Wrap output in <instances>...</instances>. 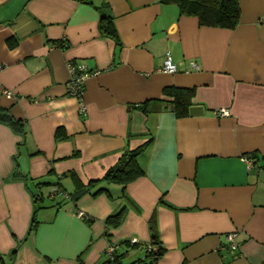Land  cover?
<instances>
[{"label":"crops","instance_id":"0c3cea01","mask_svg":"<svg viewBox=\"0 0 264 264\" xmlns=\"http://www.w3.org/2000/svg\"><path fill=\"white\" fill-rule=\"evenodd\" d=\"M239 2L229 29L161 0H0V116L25 132L0 121V264H141L154 230L157 264H264V0ZM70 64L97 72L85 114ZM169 86L204 113L178 116ZM146 142L125 189L89 184Z\"/></svg>","mask_w":264,"mask_h":264},{"label":"trees","instance_id":"16d2710c","mask_svg":"<svg viewBox=\"0 0 264 264\" xmlns=\"http://www.w3.org/2000/svg\"><path fill=\"white\" fill-rule=\"evenodd\" d=\"M161 2L164 4H177L181 15L196 16L199 24L202 26L234 29L239 23L241 17L239 0H161ZM112 19V15H107L102 11L101 29L106 34L112 35L116 38L117 34ZM164 95L167 98V101L172 104V107L178 116H186L190 114L189 107L193 104V98L195 95L194 88L169 86L164 89ZM147 103L148 102H145L143 106ZM144 110L148 111L149 109L147 106H144ZM0 121L8 124L14 129V131L22 135L23 139L25 138V132L24 128L21 126V120L2 114L0 116ZM145 145H147V142L136 148L125 151L118 158L117 162L107 170L104 177L90 180L89 184L92 185L103 180L120 181L124 184L123 189H125V183L134 179L142 172L137 162V156L144 150ZM104 190L105 188L101 187L97 189L96 192ZM79 196L80 194L73 195L74 199H77ZM124 210L125 207H122L118 212L109 215L106 222L113 226L119 225L122 221ZM33 225L35 226V224ZM153 232L151 248H149L145 258L141 261V264H157L165 252L164 246L158 240L157 233L155 230Z\"/></svg>","mask_w":264,"mask_h":264},{"label":"built area","instance_id":"2783aa9c","mask_svg":"<svg viewBox=\"0 0 264 264\" xmlns=\"http://www.w3.org/2000/svg\"><path fill=\"white\" fill-rule=\"evenodd\" d=\"M195 67H197L195 62H192ZM162 69L167 73H175L178 70L177 63L174 61L172 54L170 52L166 53ZM71 78L68 83V93L75 96L80 103V111L85 114L86 105L84 103V82L89 78L90 75L96 74L97 72H91L86 65L83 64H70ZM220 113L222 115L229 114V110L221 109ZM59 190L57 187H53L50 191V196L54 197L58 194ZM78 216L81 218H85L86 214L83 211H78ZM237 233L231 232L228 235V239L230 240V248L232 250H236L238 248V243L236 241ZM136 242L137 239L134 238L132 240ZM113 246H110L108 252L112 254Z\"/></svg>","mask_w":264,"mask_h":264},{"label":"water","instance_id":"95a60500","mask_svg":"<svg viewBox=\"0 0 264 264\" xmlns=\"http://www.w3.org/2000/svg\"><path fill=\"white\" fill-rule=\"evenodd\" d=\"M189 113L191 115H200L204 113V106L202 104H192L189 107Z\"/></svg>","mask_w":264,"mask_h":264},{"label":"rangeland","instance_id":"374dc122","mask_svg":"<svg viewBox=\"0 0 264 264\" xmlns=\"http://www.w3.org/2000/svg\"><path fill=\"white\" fill-rule=\"evenodd\" d=\"M49 189H51V188L46 187V189H44L45 200H46V198H47V193H48ZM49 194H50V192H49ZM46 201H48V200H46Z\"/></svg>","mask_w":264,"mask_h":264}]
</instances>
